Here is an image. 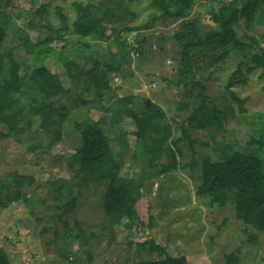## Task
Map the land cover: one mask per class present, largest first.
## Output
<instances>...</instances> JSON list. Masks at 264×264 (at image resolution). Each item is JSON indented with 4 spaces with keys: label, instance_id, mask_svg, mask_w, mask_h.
Segmentation results:
<instances>
[{
    "label": "trees",
    "instance_id": "1",
    "mask_svg": "<svg viewBox=\"0 0 264 264\" xmlns=\"http://www.w3.org/2000/svg\"><path fill=\"white\" fill-rule=\"evenodd\" d=\"M135 1L138 0H74L75 14L69 17L60 5L56 6L53 16L51 1L36 7V0H32L35 5L28 10L19 7L13 0H0V87H4L6 99L0 101V115L9 113L8 118H1L0 121L10 127L0 130V140L15 135L17 131L11 126L13 122L34 125L41 118L48 117L57 120L55 125L61 129V122L66 119L68 111L67 102L62 98L77 105H88L96 98L108 102V111L116 115L124 114L130 118V123L135 124L134 159L143 161L141 171L146 173L143 175L145 179L161 174L157 167L166 155L168 139L175 131L166 112L161 105L148 98L137 100L134 94H130L112 101L110 93L113 92V75L125 76L122 73L132 59H141L145 54L147 38L135 36L131 41L126 34L181 21L180 27L173 33L180 48L178 79L174 82L163 75L161 79L178 88L190 87L188 93L192 97H195L193 89L197 85L200 88L196 106L178 127L181 134L173 140L174 150L183 157L179 143L188 141L195 153L197 140L192 137V132L196 129L197 120L205 123L212 138L221 136L222 139L204 142L210 150L200 162L193 156L190 162H183L182 167L200 170L195 177L198 182L196 194L205 204L210 207L233 204L237 217L244 224L264 233V111L250 114L249 130L252 133L242 145L238 138L233 137L238 130L231 127L228 130L226 124L235 118L242 122L248 116L243 101L237 97L240 112L230 105L224 107L217 104L206 94V87L195 79L196 68L201 62L206 61L210 68L217 70L221 67L218 61H223L230 54H234L239 63L230 75L227 89L232 85H247L249 75H255L259 66L264 68V46L247 32L244 35L251 42L240 36L241 26L248 30L255 21L264 24V0H217V3L213 0L205 3L204 15L208 22L203 21L201 13L193 15L197 0H150L152 9L146 22L127 24L125 21L129 16L137 15L132 5ZM34 30L37 31L36 39L30 36V31ZM10 33L12 37L17 36L16 47L23 46L26 54L17 53L15 48L5 45ZM254 44L259 47L258 50L254 49ZM13 60L18 64L15 70L11 68ZM105 62L109 63L110 69L104 66ZM53 64L62 67L69 82L67 87L60 74L52 70ZM104 121L100 118L90 123H76L78 146L68 156L71 177L58 180L60 185L56 191L61 195L58 206L63 213L75 210L82 188L90 181L83 169L94 165L95 179L106 186L102 207L113 228L120 224L131 226L137 214L133 184L115 185L122 175L120 161L130 145L128 142L124 144L125 149L115 150L102 125ZM30 130L21 128L24 132ZM224 130H228L230 135H222ZM61 135L62 132H59L53 136L54 141ZM52 146L53 141L46 146L33 143L30 149L34 151ZM174 165L178 166L177 157L174 158ZM22 178L13 177V182L5 178L0 183V190H11L12 184L19 187ZM72 184L78 187V194L74 193ZM21 196L19 189L12 194L8 191L3 205ZM64 224L65 235L73 236L68 230V222L64 221ZM144 246L156 252L158 258L131 264H189L185 255L169 254L166 247L157 244L154 239L139 244V250H143ZM226 257L228 264H238L237 256L227 254ZM0 264H12L3 247H0Z\"/></svg>",
    "mask_w": 264,
    "mask_h": 264
},
{
    "label": "rangeland",
    "instance_id": "2",
    "mask_svg": "<svg viewBox=\"0 0 264 264\" xmlns=\"http://www.w3.org/2000/svg\"><path fill=\"white\" fill-rule=\"evenodd\" d=\"M13 1L28 10L35 5L32 0ZM47 1H51L53 16L57 5L62 6L69 17L74 16V0H36V7ZM211 1L197 0L193 6V15L201 13L203 21L208 22L204 15V4ZM132 5L137 15L129 16L125 22H146L152 9L150 0H138L132 2ZM180 22L167 26L156 25L145 31L126 34L131 41L135 36L147 38L145 54L141 59H132L122 73L125 76L113 75V92L110 93L112 101L116 97L130 94H134L137 100L148 98L161 105L166 112L175 131L168 139L166 155L157 167L161 174L145 179L143 175L146 173L141 171L143 161L140 158L134 159L135 124L130 123V118L124 114L116 115L108 111V102L96 98L88 105H77L62 98L67 102L68 111L66 119L61 122V129L55 125L57 120L48 117L41 118L34 125L13 122L11 126L17 131L15 135L0 140V183L5 178L13 182V177H23L19 187L12 184L11 190H8L12 194L19 189L21 198L12 199L3 205L8 191L0 190V247L6 250L12 264H131L134 261L158 258L159 255L147 246L143 250L138 248L139 244L150 239L166 247L173 256L185 255L189 264H228L227 254L237 256L238 264H264V233L244 224L237 217L233 204L216 207L205 204L196 194L198 182L195 177L200 174V170L182 167V163L190 162L193 156L200 162L202 156L210 150L204 142H213L222 137L212 138L205 123L197 120L196 129L192 132V137L197 140L195 155L188 141L179 143L183 157L178 156L174 150L173 140L181 134L178 127L196 106L200 88L197 85L193 89L195 97H192L188 93L190 87L178 88L161 79L162 75L174 82L178 79L177 58L180 48L173 33L180 27ZM245 32L264 46L263 23L255 21L248 30L241 26L240 36L251 42L244 35ZM36 35L37 31H30L32 39H36ZM16 37L10 33L5 45L10 49L15 48L17 53L26 54L23 46L16 47ZM104 45L107 46L105 42ZM254 49H259L257 44H254ZM233 55L218 61L221 67L217 70L210 68L206 61L201 62V67L196 68L195 79L206 87V94L217 104L224 107L230 105L240 112L241 105L237 97L243 101L248 116L242 122L232 119L230 123L227 122L226 128L237 129L233 137L244 145L252 133L249 130L250 114L264 111V76H261L264 68H256V74L249 75L247 85H232L227 89L230 75L239 63ZM104 66L110 69L109 63L105 62ZM11 68H18L14 60ZM51 68L60 74L67 87L69 82L62 67L53 64ZM5 100L4 87L1 86L0 101ZM8 117L9 113L0 115V119ZM100 118L105 119L102 125L115 150L125 149L128 142L130 145L120 161L122 175L117 178L115 185L133 184L137 214L131 226L120 224L113 228L102 207L106 186L104 182L95 179L92 170L94 165L83 169L90 181L82 188L75 210L63 213L58 206V197H61L56 191L60 185L58 180L71 177L68 156L78 146L79 131L76 123H90ZM9 128L0 121V130ZM21 128L31 130L24 132ZM228 130L222 131V135H227ZM59 132H62L61 138L54 141L53 136ZM51 141V148L30 149L33 143L46 146ZM176 157L178 166L174 165ZM71 188L78 194L76 185L72 184ZM59 215H62L61 219ZM64 221L68 222V230L74 237L65 235Z\"/></svg>",
    "mask_w": 264,
    "mask_h": 264
}]
</instances>
